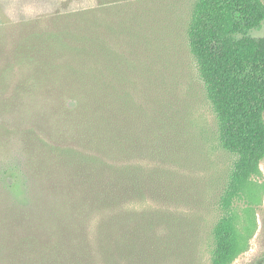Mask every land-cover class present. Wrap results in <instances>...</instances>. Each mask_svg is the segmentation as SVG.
Listing matches in <instances>:
<instances>
[{
  "label": "trees",
  "instance_id": "obj_1",
  "mask_svg": "<svg viewBox=\"0 0 264 264\" xmlns=\"http://www.w3.org/2000/svg\"><path fill=\"white\" fill-rule=\"evenodd\" d=\"M57 1L46 21L24 23L11 52L25 74L21 104L43 101L34 125L18 130L28 204L0 188V264H158L175 238L173 229L167 236L158 229L170 225L169 212L147 201L176 198L155 167L161 131L126 88L108 8ZM263 24L261 0H198L188 25L219 146L236 157L212 231V264H232L241 251L232 205L264 159V36L249 35Z\"/></svg>",
  "mask_w": 264,
  "mask_h": 264
},
{
  "label": "rangeland",
  "instance_id": "obj_2",
  "mask_svg": "<svg viewBox=\"0 0 264 264\" xmlns=\"http://www.w3.org/2000/svg\"><path fill=\"white\" fill-rule=\"evenodd\" d=\"M57 2L0 0V188L8 185L10 192L3 194L19 205L28 204L29 195L18 130L34 125L43 100L30 97L27 106L21 104L16 92L25 74L12 66L11 52L23 41L24 23L37 17L46 21ZM64 2L72 9L108 8L110 44L127 62L126 88L141 104L143 118L161 131L163 155L155 167L174 185L176 198L147 201L150 208L169 212L170 225L164 221L158 229L162 236L173 229L175 238L158 264H212V231L223 215L220 199L236 157L219 146L216 117L189 51L187 30L198 0ZM249 35L264 36V24ZM232 215L241 248L232 264H264V159L260 173L234 200Z\"/></svg>",
  "mask_w": 264,
  "mask_h": 264
}]
</instances>
